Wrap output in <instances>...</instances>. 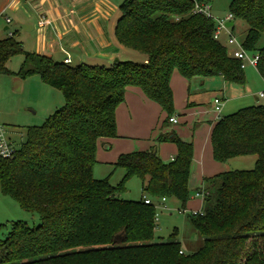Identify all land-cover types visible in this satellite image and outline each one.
<instances>
[{"label":"trees","instance_id":"obj_1","mask_svg":"<svg viewBox=\"0 0 264 264\" xmlns=\"http://www.w3.org/2000/svg\"><path fill=\"white\" fill-rule=\"evenodd\" d=\"M202 1L124 0L116 39L144 59H117L109 67L74 66L28 51L15 32L0 39V75H39L64 96L43 124L25 127L26 140L13 157L0 156L2 192L40 218L38 225L12 223L0 239V264H264V104L220 116L213 125L216 161L254 156L255 166L204 178L201 211L190 214L203 245L192 253L179 240L155 235V200L176 199L185 211L191 198L192 140L174 130L160 133L156 141L177 148L167 162L155 146L121 153L113 163L125 171L118 185L94 174L99 142L119 137L117 109L129 87L160 105L165 127L175 114L174 73L190 85L213 77L245 84L240 61L214 37L216 21L195 13ZM229 12L247 23L241 42L260 55L256 68L264 79V0H231ZM17 54L24 60L12 71L8 62ZM133 176L141 180V198H121Z\"/></svg>","mask_w":264,"mask_h":264},{"label":"rangeland","instance_id":"obj_2","mask_svg":"<svg viewBox=\"0 0 264 264\" xmlns=\"http://www.w3.org/2000/svg\"><path fill=\"white\" fill-rule=\"evenodd\" d=\"M118 13H120V5L124 0H119ZM207 1V0H204ZM215 17H225L229 13V4L231 0H208ZM0 29L3 23H5V17H0ZM11 31L15 32V38L21 41L24 49L33 50L36 47L35 33L36 30L26 32L19 24L18 20L13 21L11 24ZM248 25L242 19L235 20V25L231 31L237 40L242 41L245 37V32ZM5 33L1 34L2 37ZM228 38V33L223 34L221 42L224 44ZM264 43V39L262 41ZM225 45V44H224ZM231 46V45H230ZM134 54H138L134 50ZM24 60L23 54H17L14 56L9 64V68L13 71H17ZM130 60L139 61L137 58H130ZM81 63H87L90 65H102L109 67L111 62L95 60L90 58H84L82 61L72 62V65H79ZM246 82L245 84H237L233 82L225 81L222 77L213 78H196L192 82V88L203 93L199 96L202 99L203 105L199 109H194L192 112L187 111L186 115L179 108V97L177 95V101L175 102V114L178 117V124H169L179 135H183L187 139H192L193 136V122L194 120L207 117L206 112L208 108L211 110L209 104H212L214 108V96L217 93H222L224 90L225 102L222 106L220 116L228 115L239 109L254 104H264V98L256 100L258 93L264 90V81L256 67L248 65L244 70ZM173 75V83L176 84L179 76ZM41 77L39 75H32L25 79H22L13 74L0 75V127L8 125V134L14 143L15 147H19L26 140L25 127L28 125H41L47 117H49L57 108L64 105V96L60 90L50 87H44L42 85ZM200 82H204L201 85ZM47 86V85H46ZM43 88H48L50 91H45ZM47 89V90H48ZM178 89V87H177ZM55 94V95H52ZM57 94V96H56ZM159 108L153 112L150 111L146 122H141L147 132L140 136H132L129 142L132 145L142 143L154 145L161 128L164 126V119L166 113L162 111L159 104L155 103ZM57 107V108H56ZM183 113V114H180ZM191 113V114H190ZM180 114V115H179ZM185 117V118H184ZM6 135V136H7ZM138 135V134H137ZM144 137L146 139L144 140ZM8 138V137H7ZM198 146L200 148V143ZM203 145V144H201ZM206 145V144H205ZM207 159L209 164H201L204 169L201 172L197 170L200 166L194 162L192 164V181H191V198L188 202L186 210H182L180 203L176 199H167L163 202L162 199L155 200L156 206V238L163 241L179 240L181 247L185 253H192L199 249L203 245V237L193 225L190 214L201 210L203 203V196H197L198 188L202 187L203 179L200 177L203 172L206 173V177L212 176L216 173L222 172L225 164L228 165V169H252L255 166V157H237L227 163L218 162L213 158L211 150V141H207ZM133 151V150H131ZM108 154H112L113 151L107 150ZM130 152V151H129ZM204 152V151H203ZM205 153V152H204ZM110 161V160H108ZM216 173H211L215 171ZM124 169L119 167L114 169L113 164L100 162L95 166L94 174L96 178H110V182L113 185H118L124 176ZM142 195L141 180L137 176H133L128 179L126 183V190L121 192L119 196L125 199L139 200ZM23 220L30 225H38L40 218L38 214H31L24 211L20 204L12 197L4 194L0 185V239H5L9 234L12 223L14 221Z\"/></svg>","mask_w":264,"mask_h":264},{"label":"crops","instance_id":"obj_3","mask_svg":"<svg viewBox=\"0 0 264 264\" xmlns=\"http://www.w3.org/2000/svg\"><path fill=\"white\" fill-rule=\"evenodd\" d=\"M119 2V0H0V17H5V23L2 24L0 29V35L6 32L5 35L2 37L0 36V39L6 38L9 32H13L11 31L10 24L18 20L21 27L22 24H28L33 26V30L37 28L35 33L36 47L28 51L50 56L57 61L65 62L66 59H70L69 63L72 64L74 60L82 61L84 56L85 58L108 61L111 63L117 59L127 60L134 57L139 60L144 59L139 54L131 52V49L122 46L116 39L115 26L121 15L117 10ZM206 2L209 1L207 0ZM6 17L11 18L12 22L7 23ZM43 19L47 21L41 25L40 22ZM232 22H234L232 25L234 26L235 21ZM232 30L233 28H231V31ZM223 34H227V32L223 31L221 37ZM225 42L224 44L229 51L233 49V46L227 44V40ZM174 74L179 76L176 84L173 83V78L171 81L174 90V98L176 102L178 95V106L182 112L186 115L187 111L192 112L194 109L201 108L203 102L202 99H199V96L203 91L192 88V83L190 85L186 79L181 77L178 73ZM178 76H174V78ZM41 83L45 85L44 87L53 88L43 81ZM200 83L204 85V82ZM43 89L45 91H50L48 88ZM224 94L223 90L222 93H217L214 97L221 96L225 102ZM256 100H260L258 95ZM155 103L156 102L148 99L140 89L136 87H129L127 89L125 102L117 109L119 137L105 139L99 142L97 149L98 163L104 162L113 164L117 161L121 153L132 152L131 150H146L153 146H155L159 156L164 161L167 162L174 158L177 148L172 142L160 143L155 141L154 145L144 144V142L132 145L128 140L132 136L146 134L147 131L142 127L148 118L149 112L152 110L154 112L159 109ZM188 103H191V105H188ZM209 106L211 110L208 108L206 112L207 117L202 119L198 118L193 122V163H199L198 165L200 168L197 167L199 172H201V169H204L201 164H205V155L206 159L208 157L206 150L208 146L207 141L210 140L213 125L219 119L221 113L217 114L214 108H212L211 103ZM187 116L188 115L185 117ZM141 122H143V126L140 125ZM8 125L13 126L12 124L4 125L3 128L5 129L6 135L8 134ZM171 130H174V128L168 125L163 129L161 128L160 133L169 132ZM179 136L185 140H191L183 137V135ZM7 137L11 140L9 135H7ZM145 139L146 137H144V140ZM197 142L200 143V148ZM107 150L113 151L112 154H108L106 152ZM206 163H210L208 159ZM227 170H229L228 165L226 166L225 164L223 171ZM214 172L216 173V170L211 171V173ZM200 177L204 180L206 173L203 172ZM191 181L192 170L190 176V189H192ZM202 183L204 186V181Z\"/></svg>","mask_w":264,"mask_h":264},{"label":"built area","instance_id":"obj_4","mask_svg":"<svg viewBox=\"0 0 264 264\" xmlns=\"http://www.w3.org/2000/svg\"><path fill=\"white\" fill-rule=\"evenodd\" d=\"M195 13L205 15L208 18H212L216 21V30L214 33V37L216 39L221 40V34L223 31L228 33L227 44L233 46V49L230 50V55L240 61L241 68L246 69L248 65L257 67L258 61L260 59V55L258 53L249 52L246 50L241 41L237 40V38L231 32V26H227L228 22L234 20V16L232 13H228L225 17H215L212 12V7L209 2H198L195 5ZM47 20L43 19L40 23L44 24ZM6 22L11 23L12 19L6 17ZM13 32H9V36H12ZM66 63L70 62V59L65 60ZM258 98H264V90L258 93ZM214 110L217 114L221 112L222 106L224 104V99L221 96L214 97ZM171 123H178V118L176 116L170 118ZM16 153V147L14 143L9 140L6 136L5 129L0 127V156L3 158H11ZM197 196H203L201 192H197ZM165 200V198H163ZM146 202H150L147 198Z\"/></svg>","mask_w":264,"mask_h":264},{"label":"water","instance_id":"obj_5","mask_svg":"<svg viewBox=\"0 0 264 264\" xmlns=\"http://www.w3.org/2000/svg\"><path fill=\"white\" fill-rule=\"evenodd\" d=\"M234 24V22H228L227 26H232ZM22 28L26 31H31L33 30V26L32 25H28V24H22Z\"/></svg>","mask_w":264,"mask_h":264}]
</instances>
